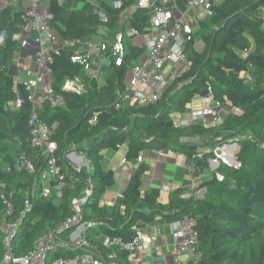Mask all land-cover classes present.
<instances>
[{
  "label": "trees",
  "instance_id": "obj_1",
  "mask_svg": "<svg viewBox=\"0 0 264 264\" xmlns=\"http://www.w3.org/2000/svg\"><path fill=\"white\" fill-rule=\"evenodd\" d=\"M8 1L0 11V225L4 219L15 222L25 214L12 241L15 255L32 250L49 229L73 215L75 200L87 198L82 215L93 225L86 238L98 247L103 236L132 242L141 223L189 217L195 221L202 255L197 264H264V0H220L214 5L212 15L199 22L196 33L203 51L196 49L195 41L187 45L188 69L154 104L118 101L129 67L146 54L142 38L135 39L136 44L127 41L128 54L122 66L108 53L105 85L97 89L90 86L84 67L72 61V52L54 55L50 65L53 87L64 95L66 103L58 109L45 108L41 118L54 128L51 140L58 146L55 157L59 166H68L72 175L57 204L55 191L49 199L40 190L31 195L35 177L46 168L48 158L32 145L28 93L22 84L16 87L9 72L20 47L16 36L24 31L26 11L22 1ZM113 1L102 2L107 23L95 12L64 13L57 2H50L48 11L64 40L102 36L113 42L121 31L144 33L152 9L136 7L122 17L138 0H122L121 10L113 7ZM76 78L85 85L83 93L63 90L67 80ZM209 88L221 107L231 108L224 120L178 126L171 115L185 114L195 98L205 96ZM16 100L21 101L19 110L9 105ZM228 144L237 146L234 158L239 167L220 162L218 168L211 169L210 161L217 160L215 150ZM125 145L127 162L139 159L146 150L186 156L192 166L211 175L199 186L206 189L204 197L183 198L184 190L178 189L167 203L162 202L160 189L143 190V177L150 167L142 164L132 174L123 199L112 208L103 204V196L115 185L114 171L103 167L104 153L118 152ZM73 152L84 154L90 169L83 166L78 170L70 164L67 156ZM24 162L34 171L24 167ZM87 189L90 194L85 197ZM8 203L14 207L12 215H7ZM3 242L0 230V258L5 253ZM103 250L106 257L115 254L119 263L132 264L130 252L117 247ZM53 256L66 255L60 251Z\"/></svg>",
  "mask_w": 264,
  "mask_h": 264
},
{
  "label": "built area",
  "instance_id": "obj_2",
  "mask_svg": "<svg viewBox=\"0 0 264 264\" xmlns=\"http://www.w3.org/2000/svg\"><path fill=\"white\" fill-rule=\"evenodd\" d=\"M28 3L29 10L26 12V24L22 34L30 37L34 34L33 40L38 45V53L33 65L26 68L27 77L22 82L28 93V101L31 105L29 128L32 136L33 147L48 158L47 166L35 177L33 183L34 195L36 190H40L47 199L51 198L53 192L56 193V200L63 196V189L68 179L72 178L69 167L59 166L55 157L58 149L57 143L52 141L54 128L50 127L41 118V112L45 108L58 109L65 106V97L57 93L53 87V71L50 67L54 55H59L63 51L73 53L72 61L84 67L85 76L88 78L93 75L99 77L106 68L107 55L113 57L117 66H122L128 54L127 41L136 44L135 39H143L146 54L138 61L131 64L128 70V80L123 93L119 94V100H127L131 104L138 103L149 105L158 102L163 95L162 87L168 80V75L164 72L168 63L178 65L180 62H187L185 50L189 43L195 41L196 47V27L202 21L196 15V7L201 6L205 19L212 15V9L220 0H182L186 5V11L181 12L178 7L179 0H138L136 6L126 9L122 17L136 7L151 8L149 13V26L144 33L137 30L121 31L115 35L114 41L109 42L102 36H94L90 39L63 40L60 43L54 35L53 15L48 11L50 2H57L60 11L68 13L71 11L82 10L85 4L97 5L98 13L102 20L107 23L108 17L103 12L102 2L105 0H86L77 9L70 10L65 7L66 0H16ZM115 9H123V1L115 0L112 2ZM9 5L8 0H0V11ZM178 15V16H177ZM22 46H26V38L21 39ZM145 59V60H144ZM48 75H52V80L47 83ZM152 76L153 84L150 82ZM63 90L81 94L85 91V85L80 78L69 79L63 85ZM147 90H152L147 92ZM11 103L13 105H11ZM10 103L12 109L21 107V101L16 100ZM201 107L191 108L185 114L178 117L176 124L180 127H187L196 123L218 124V112L222 110L219 103L214 100L212 88L208 93L201 97ZM118 107L120 104L117 105ZM217 148L215 155L218 163L226 165L227 158L231 159L230 150ZM220 151V153H218ZM234 157V155H233ZM70 164L76 169H80L78 161L81 159L78 153L67 156ZM126 160L123 162L125 163ZM24 167L29 171H34L33 166L24 162ZM229 166V165H228ZM194 167V166H192ZM236 164L235 168H238ZM195 168V167H194ZM218 179H222L220 175ZM55 183V184H53ZM206 189H199L194 192L196 198H203ZM85 197L90 194L89 189L85 190ZM123 199V195L118 196V200ZM74 213L65 221L59 223L55 228L49 229L36 243L32 250L25 255H15L12 248V241L17 235V230L22 223L25 214L15 222H8L4 219L0 225V230L4 235L5 253L0 258V264H121L114 260L116 255L106 257L104 248L117 247L120 250L131 254L139 251H148L152 259L150 264H157L153 248L159 237V229L154 226L155 236H151L148 231H138L137 236L132 242L125 243L121 240L109 237H100L101 246L98 247L86 238L87 230L93 225L85 222L82 215L81 201H74ZM9 211L7 215L13 214L14 207L8 203ZM29 203L26 208L29 209ZM152 225H150L151 227ZM195 221L186 217L179 221L170 222L173 242L171 247L175 256V264H183L180 260L185 257L189 262L197 264L202 255L198 250V236L194 229ZM161 248V246L159 245ZM158 247V248H159ZM67 251L66 256L54 257L53 253Z\"/></svg>",
  "mask_w": 264,
  "mask_h": 264
},
{
  "label": "crops",
  "instance_id": "obj_3",
  "mask_svg": "<svg viewBox=\"0 0 264 264\" xmlns=\"http://www.w3.org/2000/svg\"><path fill=\"white\" fill-rule=\"evenodd\" d=\"M22 3L25 11L27 12L30 8V5L28 3H24V2ZM80 6L81 5H79V7ZM85 6L86 4L82 6V9ZM178 7L181 12H185L187 10L186 5L182 0H179ZM54 29L56 30L57 28ZM33 37L34 34H32L30 37H28L27 34H21L16 36V39L20 44V47L16 52L14 61L12 63V65L15 64L16 66L13 67L11 65L9 68L10 74L14 77V82L16 87L18 84H22V82L27 77L26 68L28 66L33 65L35 62L36 54L38 53L39 48L36 42L33 40ZM24 38H26L27 44L26 46L23 47L21 43V39L23 41ZM63 40L64 39L62 37V41ZM93 80H94L93 78L92 80H90V86H91V81ZM11 105L13 104L11 103ZM201 105H202L201 97H198L196 103L194 104L193 102L191 108H200ZM19 109L20 108L18 107V109L15 110H19ZM122 150H125L123 154H122ZM127 150H128L127 145H125L122 146L118 152L106 151L104 153V161H103L104 169L112 170L115 173V185L112 188L108 189L105 195L103 196V204L111 208L117 202L118 196L127 189L132 174L136 171L138 166L142 164H147L150 167L148 172H146V174L143 177V190L145 191L151 188L160 189L161 191L160 199L164 203H167L170 199V196L178 189L184 190L185 193L184 195H182L183 198H188L192 196L194 192H197L199 190V186L204 181V178H202L201 181L196 177L194 178L195 176L194 167H192L191 163L188 161L186 156L172 153L169 151L146 150L141 153L139 159L131 162L125 161L124 163L123 161L126 160L125 156ZM119 156L121 158H120V164L118 165ZM79 157L81 158L78 161L79 165L85 166L86 168L90 169V164L86 160L85 155L79 154ZM181 169H183L184 171ZM117 171H119V178L116 177ZM205 176L206 174H204V177ZM125 185L127 186L125 187ZM156 224L164 226L163 229L165 231L167 226L170 227V222L165 221L162 218L158 219L154 223V225ZM148 227H150V225L141 223V225L138 227V231H148ZM159 245L161 246V248L159 247ZM153 252L154 255L156 256L157 264H163L162 262L164 260V256H174L171 244H169L166 241L161 245L159 244L158 239L154 245ZM130 260L132 264H150L152 262V259L149 257V252L144 250L133 253L130 257Z\"/></svg>",
  "mask_w": 264,
  "mask_h": 264
},
{
  "label": "rangeland",
  "instance_id": "obj_4",
  "mask_svg": "<svg viewBox=\"0 0 264 264\" xmlns=\"http://www.w3.org/2000/svg\"><path fill=\"white\" fill-rule=\"evenodd\" d=\"M80 3H87V2H86V0H66L65 3H64V5H65V7H68L70 10H73V9H77V7L79 6ZM97 9H98L97 8V5H94V4L92 5V4H88L87 3V5L81 11H79V12L86 13V12H89L90 11L91 13H94V12H96ZM195 13L199 17L200 20H202V19L204 20L205 19V15H204V12H203V8L201 6L196 7ZM195 29H196V31H198L200 29L199 22H198V26ZM53 33L57 37L58 41L60 43H62L63 41H62V37H61V34H60L59 30L58 29H56V30L54 29L53 30ZM196 49L198 51H203V49H204V45H203V43H202V41L200 40L199 37L196 40ZM12 66L15 67L16 65L13 64ZM187 69H188V61L187 62H180V63H178V65H175L172 62L168 63L167 66H166V68H165V70H164V72L168 75V80H167V82L165 84L162 85V87L164 89H167V87L169 86V84L177 76H179L181 73H183ZM104 77H105V72L104 71H103V74H101L99 77H97L95 75H93L91 78L89 77L90 80H92V78L94 79L93 81H91V87L97 89V88H101L102 86H104L105 85ZM51 80H52V75H48L47 76V79H46L47 83H49V81H51ZM150 82H151V84L154 83L153 82V79H152V76H150ZM151 91L152 90H147V92H151ZM197 99H198V97L195 98L194 104L196 103V100ZM230 111H231V108H229V107H225L222 110H220L218 112L219 121H223L224 118L226 117V115ZM178 117H179V115L177 113H173L171 115V118H172L173 121H175V123L177 122ZM194 142H197V141H194ZM229 145H231V144H228V146ZM225 149L226 150H230V152H229L230 155H232V156L234 155L232 149H230V148H225ZM124 151L125 150H122V154H123ZM73 153H76V152H73ZM78 154H80V153H78ZM120 158L121 157L119 156L118 165L120 164ZM212 161L213 160L210 161V167H211V169L214 170L215 164H212ZM227 162H228L227 164L229 166L236 167V164H234V162L231 159L228 160V158H227ZM196 169H198V168H194V171H195L194 178L196 177V178L200 179V181H201L202 178H204V179L207 180V179H209L211 177V175H209V174H207L204 177V174H205L204 171H202L201 169H199V170H196ZM181 170H183V169H181ZM116 177L119 178V171L116 172ZM126 186L127 185H125V187ZM232 187H234L233 184H232ZM168 195H169V193H168ZM156 225H154V223H153L151 227H148L149 234L151 236H155V231H154L153 227L156 226ZM157 226L159 227V232H160L159 237H158L159 244L162 245L166 241L169 244H171L173 242V237H172V233H171V227H168L167 226L166 227V231H165L163 229L164 226L159 225V224ZM63 252L66 255L67 251H63ZM180 260L182 261L183 264H195L192 261L189 262L188 260H186L185 257H181ZM174 261H175V256H164V260H163L162 263L163 264H172V263H174Z\"/></svg>",
  "mask_w": 264,
  "mask_h": 264
},
{
  "label": "water",
  "instance_id": "obj_5",
  "mask_svg": "<svg viewBox=\"0 0 264 264\" xmlns=\"http://www.w3.org/2000/svg\"><path fill=\"white\" fill-rule=\"evenodd\" d=\"M185 140H187V139H185ZM226 147L232 149V150H233V153L235 154V152H236V150H237L236 144H231V145H229V146L226 145ZM218 153H220V151H218ZM231 160L234 162V164H238L237 160H236L233 156L231 157ZM212 164H215L214 169L218 168V166H219V163H218V161H216V160H213V161H212ZM86 200H87V198L84 199V200H82V201H81V204H83Z\"/></svg>",
  "mask_w": 264,
  "mask_h": 264
}]
</instances>
